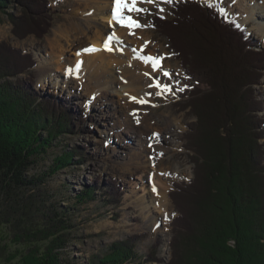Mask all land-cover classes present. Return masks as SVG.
<instances>
[{
    "label": "trees",
    "instance_id": "trees-1",
    "mask_svg": "<svg viewBox=\"0 0 264 264\" xmlns=\"http://www.w3.org/2000/svg\"><path fill=\"white\" fill-rule=\"evenodd\" d=\"M14 3L21 7L19 16L9 14L17 39L48 33L47 0ZM9 6L0 0V11ZM150 22L194 82L182 98L198 122L184 135L195 163L193 178L173 183L169 192L177 213L171 222V264H264V116L253 88L264 74V46L236 20L197 0H173L168 16H152ZM35 64L32 54L0 42V196L17 197L88 158L77 147L65 149L41 175H30L55 139L73 134L76 126L86 130V116L70 109L67 99L35 89ZM96 192L113 207L123 195L115 180H96L84 184L76 204L94 201ZM68 208L50 204L40 224L17 228L22 232L15 241L30 246L16 264H70L65 248L74 225ZM142 237L113 242L108 253L86 264L129 262Z\"/></svg>",
    "mask_w": 264,
    "mask_h": 264
},
{
    "label": "rangeland",
    "instance_id": "rangeland-1",
    "mask_svg": "<svg viewBox=\"0 0 264 264\" xmlns=\"http://www.w3.org/2000/svg\"><path fill=\"white\" fill-rule=\"evenodd\" d=\"M47 1L51 18V27L48 33L42 38L29 35L21 40L12 34L13 25L9 17V14L14 13L19 16L21 7L14 3L15 0H8L9 8L0 11V42H5L23 53L32 54L36 62L32 69L35 89L42 95L47 94L58 99H67L70 109L75 110L77 115L86 116L85 122L82 124L86 130L78 131L79 128L76 126L73 134H64L55 139L53 142L56 145L41 158L35 166L36 168L30 171V175H41L52 164L53 158L65 149L70 151L77 147L83 153V157L88 156V158L84 163L72 165L47 177L43 184L18 193L17 197L14 193L10 197L0 196V220L5 219L0 225V264L18 263L19 253H24L30 245L26 242L15 241L14 235L19 236L22 232L21 229L17 231V228L28 224L32 226L40 224L44 220L43 215L46 213V207L50 204L57 210L69 207L70 212L68 210L67 212L71 215L74 230L67 242L65 256L70 264L96 262L97 258L108 253L109 246L113 242L142 234L143 237L135 245V258L124 264H171L172 255L169 246L172 238L171 222L177 216L174 205L168 195L172 211L165 221L163 213L161 211L158 213V209L155 207L148 175H142L139 169L136 171L134 169L136 166L132 161L145 156L149 167L152 165V160L155 159V164L158 166L161 164L163 169L172 167V172L178 171L176 175L168 174L164 178L166 184L170 185L169 192L173 189V183L189 182L193 178L195 163L191 159L192 153L186 148L187 142L184 135L189 124L197 128L195 125L198 122L196 116L190 113L189 108H185L187 100L185 101L182 95L190 90V85L194 82L189 81L187 74L181 69L180 60L171 52L167 38L158 34L152 26L135 28L132 29L133 34L122 35L118 32L122 26L120 23H116L118 29L111 34L117 37L114 40L116 50L120 45L116 42L117 39L124 43V52L121 56L115 52L107 51L105 53L103 43L108 37L106 32L101 36L98 45L89 43L90 41H86L84 36H81L73 42L74 45L70 47L72 49L65 50L63 46L61 48L64 49V54L59 59L62 61L70 59L71 62L61 65L60 68L56 67L60 52L49 48V42L54 38V29L64 24L66 19H71L76 23L90 19L99 9L89 3L94 0ZM97 1L102 2L99 4L100 6H104L103 0ZM112 1L114 2V0H110L108 8H105L107 11L105 12L107 32L110 30V24H108L110 13L115 6L113 3L114 6L111 7ZM235 1L237 0H219V8H214L219 13V9L222 8L226 13L225 18L236 20L239 26L246 28L248 35L259 46H264V1L239 0L241 6L235 5ZM216 2L217 0H206L201 4L210 5ZM251 3H253V9L239 12V9L248 8ZM136 7L146 9V11L135 12L134 21L141 25H151L152 16L165 17L169 15L171 4L163 2V0H153L152 3L145 0L143 3L138 2ZM124 11L130 17V11L126 8ZM96 20V23H104V20L99 18ZM78 23L85 25L84 22ZM144 39H151L150 47L157 48L156 51H153L154 57L162 54L159 52L162 50L167 54L165 60L160 61L162 68L159 67L152 76L161 85H167L171 91L157 95L158 89L156 91L148 89L143 97L146 103H142L140 106L130 97L139 99L142 98V94L138 93L136 96L127 94L129 86L125 91L120 90L119 84L115 89L105 87L101 90L102 86L95 88L100 83L94 77L91 67H86L87 60L79 58L77 53L80 51L75 47L79 44L77 49L82 46L85 49L94 48L96 49L92 51L94 55L124 57L126 68L136 69L135 64L145 63L144 56L148 53V44L140 47L137 45ZM134 49L137 53L141 52V59L134 60ZM154 49H150V51ZM166 60L174 68H167L164 62ZM46 64L53 72L41 77L38 70L47 67ZM77 65H79V70L73 71ZM163 72H167L168 75H163ZM122 75V71L117 72L115 69L114 76L117 79ZM23 76L26 78V74ZM139 76L142 78L141 75ZM78 77L83 79H77ZM136 86L140 89L142 87L140 84H136ZM180 88H183V91H179ZM199 88L204 90L205 87L200 86ZM253 88L258 101L263 105V111L259 112V115L264 116V74L259 84L254 85ZM133 111L135 115H133ZM168 114L177 118L180 124L178 129L173 127L172 123L167 127L168 124L164 117L169 116ZM149 122L155 123V127L160 128L158 131L161 133L150 129ZM154 133L158 134V139L152 138ZM261 142L264 143V139ZM96 180L116 181L123 192L119 205L113 207L106 204L99 192L95 193L94 201L76 204L75 195L80 192L84 184H90ZM141 192L152 200V206L158 215L150 227H148V218L143 220L131 203L133 201L131 195H141ZM31 200L33 201L31 202ZM18 220H22V222H17ZM16 222L18 224L15 231L12 225Z\"/></svg>",
    "mask_w": 264,
    "mask_h": 264
},
{
    "label": "bare ground",
    "instance_id": "bare-ground-1",
    "mask_svg": "<svg viewBox=\"0 0 264 264\" xmlns=\"http://www.w3.org/2000/svg\"><path fill=\"white\" fill-rule=\"evenodd\" d=\"M103 1H104V6H102V5L100 6L99 4L102 2L97 1V0L89 2L93 6H95L96 8L99 9V10H97V13L94 16L90 17V19L83 20V21H77V23L75 21H72L71 19H66V22L64 24H61L60 26H58L57 28L54 29V31H55L54 32V38L49 42V46H50L49 48L53 49V51L60 52V56L57 57L58 60L56 63V67L60 68L61 65L63 66L67 62H71L70 59H63V61L59 59L64 54L63 53L64 49H61L62 46L65 48V50L66 49H72L70 47H72L74 45L73 42L75 40L77 41L79 39V37H81V36H84L86 41H88V42L90 41L89 43H94L95 45H98V42H99L101 36H103V33L106 32L107 35L109 36V35H112L111 32L116 31V29H118L117 28L118 26L116 24L117 22L112 21L111 25H109L110 30L107 32L106 22H105L106 21V17H105L106 13L105 12H107V11L105 10V8L106 7L108 8L107 5L110 4V0H103ZM198 1L200 3L206 2V0H198ZM257 1H264V0H257ZM113 3L115 4V0H114V2L112 1L111 7L114 6ZM235 5L241 6L239 0L235 1ZM137 8H139V7H137ZM251 9H253V3L249 4L248 8H244L242 10L239 9V12L250 11ZM111 10L109 11V13L111 12ZM112 13H113V10L110 13V17H109L110 20L112 19ZM134 13L135 12H130V17L132 18V20H135L134 19L135 18ZM122 15L125 17H129L128 13L126 11H124L122 13ZM97 18L104 20V23L103 24L96 23ZM110 20H109V22H110ZM78 22H84L85 25H82V23H78ZM113 22H115V24H113ZM108 24H110V23H108ZM129 31L130 30L128 27H120L118 29V32L121 33L122 35L129 33ZM115 38H117V37L115 36ZM117 40L120 42L119 43L120 45L117 47L119 50L118 51L116 50V47H114L115 42L113 41L111 44V48L113 50L109 51V52H111V53L115 52L116 54H118V56L119 55L121 56V54H123V52H124V48H123L124 43H123V41H121L119 39H117ZM125 41H127V40L125 39ZM104 43H105V41H104ZM104 43H103V48H104ZM151 43H152L151 39H149V40L144 39L141 42L137 43V45L139 47L144 46V45L146 46L148 44V48H147L148 53H147V55L144 56V58L148 57V56L154 57V55H155V53L153 51H156L157 48L154 49L153 46L150 47ZM80 44H81V42H80ZM77 46H75V47H76V50L80 51L79 53H77L79 58H81L82 60H87L86 67H91V71H92L94 77L97 78L98 79L97 82L100 83L99 85L95 86V88H97L98 86H100V88H101V86H102L101 90L105 89V87L106 88L107 87H113L115 89L116 85L119 84L120 90L123 89L125 91L127 86H129V90L127 88V90H128L127 94L136 96V95H138V93L139 94L141 93L142 98L144 97V95L148 89L151 91L157 90L156 87H150V84L151 85L153 84L152 80L153 81L155 80L152 76V75H154L153 72L155 73V71H153L152 65L150 63L135 64L136 69L135 68L128 69V68H126V64H125L124 59H123L124 57L120 58V57H114V56H107V55H103V54L94 55V52H90V53L85 52L84 46L78 47V49H77ZM150 49H154V50L150 51ZM159 52H162V54L158 53L159 55L155 56V57H160V55H161V57H163V60H165V57L167 54L164 53V50L159 51ZM105 53H107V50H105ZM134 53H135V55L133 56L134 60H139L142 58L140 51L138 53H137V51H135ZM164 62H165V66L167 68L168 67L169 68L171 67V69L174 68L173 65H170L169 63H167V60ZM46 65H47V67L41 68L38 70L39 76L42 77L46 74L51 73L52 70H50L49 65L48 64H46ZM160 68H162V65L160 66ZM115 69H117V72L122 71L123 75L120 76L119 79H117V77L114 76ZM145 73H147L148 75H145ZM138 74L141 75L142 78ZM124 75H127V76L125 77ZM151 77H152V80H150ZM77 79L81 80L83 78L78 77ZM125 79H126V81H125ZM118 81H119V83H118ZM131 82H133V84H131ZM136 84L142 85L141 89H140V87L136 86ZM96 90H98V89H96ZM140 104L141 103H138L139 106H140ZM133 113H134V111H133ZM164 119H165V122L168 124L167 127L169 126L170 123H172L173 127H175L176 129L179 128L180 124H179V121L177 120L176 117L171 116V115H169V116L166 115L164 117ZM149 125H150V129L152 128V130L154 132L161 133L158 131V130H160V128L155 127L156 126L155 123L149 122ZM147 130H148V128H147ZM151 140H153V139H151ZM155 161H156L155 159L152 160V165L150 167H149V165L147 166L148 162L146 163L145 156H143L142 158L133 160L132 162L136 166L134 168L135 170L139 169L142 172V175H146V174L148 175V178L151 182L152 191L155 188V191H153V198H154L155 207H156V209H158V213H160V211L163 213L164 220L166 221L169 218L170 212L172 211V206H171V204H170L171 202L168 198L170 185L166 184V181L164 178H166L165 176H167L168 174L176 175L178 173V171L172 172L171 171L172 167H167V168L163 169L162 165L161 164L159 166L156 165ZM139 177H141V176H139ZM141 193H142L141 195L132 194L131 197L133 198V201L131 203L134 205L135 209L138 211L139 215L141 216V218L143 220L148 218V227H150L152 222L156 219V217L158 215H156V212L154 211V208L152 206V200L147 195H144L143 192H141Z\"/></svg>",
    "mask_w": 264,
    "mask_h": 264
},
{
    "label": "snow or ice",
    "instance_id": "snow-or-ice-1",
    "mask_svg": "<svg viewBox=\"0 0 264 264\" xmlns=\"http://www.w3.org/2000/svg\"><path fill=\"white\" fill-rule=\"evenodd\" d=\"M143 3L145 2V0H115V6L113 9V13H112V19L110 20V25L112 23V21H115L117 23H120L122 27H128L129 28V34H133L132 29L135 28H143V27H150L152 25H141L139 22L132 20L131 17H125L122 15L123 10L126 8L128 11L130 12H143L146 11V9H140L136 7L137 3ZM148 3H152L153 0H147ZM163 2L169 3L171 4L173 2V0H163ZM210 7H217L219 8V0H217V2L215 4H210ZM220 10V14L221 15H226V13L224 12V10L222 8L219 9ZM160 11H163V9H160ZM163 18V17H161ZM116 40L114 34L113 35H109L107 37V39L105 40L104 43V50L107 51H112L113 49L111 48V44L112 42ZM117 43H120L118 40L116 41ZM96 49L94 48H90V49H85V52H92L95 51ZM119 50V49H117ZM135 51V49L133 50ZM163 59V57H145L144 58V62L145 63H150L152 65L153 71H157L160 67V61ZM79 70V65L76 66V69H74L73 71H78ZM145 75H148L147 73H145ZM163 75L167 76L168 73L164 72ZM150 87H156L158 89L157 91V95H160L162 93H168L171 91V89L167 86V85H161L159 83L158 80H154L153 84L150 85ZM179 91H183V88L178 89ZM131 100H133L136 103H146V101L143 98H135V97H130ZM133 115H135V113H133ZM137 122H139L137 120ZM153 139H158V134H153ZM151 146V145H150ZM153 191H155V188L153 189Z\"/></svg>",
    "mask_w": 264,
    "mask_h": 264
}]
</instances>
